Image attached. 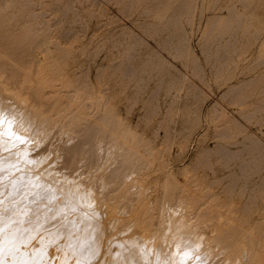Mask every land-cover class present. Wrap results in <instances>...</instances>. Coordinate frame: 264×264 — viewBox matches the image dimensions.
Instances as JSON below:
<instances>
[{"label":"rangeland","instance_id":"obj_1","mask_svg":"<svg viewBox=\"0 0 264 264\" xmlns=\"http://www.w3.org/2000/svg\"><path fill=\"white\" fill-rule=\"evenodd\" d=\"M23 1L6 11L21 9L10 28L39 23L33 40L44 47L34 45V54L53 58L46 72L75 77L80 90L86 84L85 93L104 91L101 103L115 111L120 127L129 125L141 151L150 149L153 167L141 180L149 188L147 201L165 197L169 188L191 194L199 188L201 195L210 190L216 195L206 193L210 206L223 209L227 222L218 227L209 215L201 217L213 224L207 223L209 236L220 228L264 240V0ZM66 131L56 132L52 143L82 136ZM63 158L54 164L65 166ZM88 163L82 178L99 166ZM238 240L248 247L244 237Z\"/></svg>","mask_w":264,"mask_h":264},{"label":"bare ground","instance_id":"obj_2","mask_svg":"<svg viewBox=\"0 0 264 264\" xmlns=\"http://www.w3.org/2000/svg\"><path fill=\"white\" fill-rule=\"evenodd\" d=\"M19 1L0 0V228L15 241L4 244L0 264H261L263 238L220 228H213L217 239L206 233L207 223L216 220L220 227L227 217L210 206L206 193L216 196L210 190L201 195L199 188L198 194L169 188L165 197L147 201L149 188L141 180L153 167L150 149L141 151L129 125L121 128L110 104L111 110L101 103L106 92L101 96L104 91L93 93L90 86L85 93L86 84L77 87L80 79L76 86L75 77L46 72L53 58L34 54V45L44 42L33 40L39 23L10 28L21 9L6 11ZM65 130L82 136L68 134L72 143L63 145L66 134H60L62 146L55 145L56 132ZM256 138L259 163L262 142ZM61 157L70 170L54 164ZM90 160L99 166L82 178L86 171L78 165L85 169Z\"/></svg>","mask_w":264,"mask_h":264},{"label":"snow or ice","instance_id":"obj_3","mask_svg":"<svg viewBox=\"0 0 264 264\" xmlns=\"http://www.w3.org/2000/svg\"><path fill=\"white\" fill-rule=\"evenodd\" d=\"M3 233H4V229L3 228H0V251L3 250V246L4 244L7 242L9 244H14L15 241L13 239H7L3 236Z\"/></svg>","mask_w":264,"mask_h":264}]
</instances>
